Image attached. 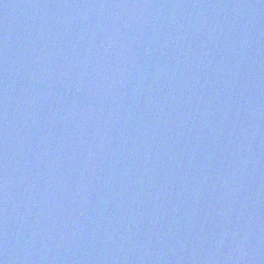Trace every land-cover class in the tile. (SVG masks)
I'll return each mask as SVG.
<instances>
[{"label":"water","instance_id":"obj_1","mask_svg":"<svg viewBox=\"0 0 264 264\" xmlns=\"http://www.w3.org/2000/svg\"><path fill=\"white\" fill-rule=\"evenodd\" d=\"M0 264H264V0H0Z\"/></svg>","mask_w":264,"mask_h":264}]
</instances>
